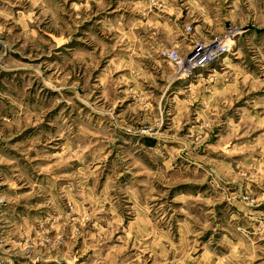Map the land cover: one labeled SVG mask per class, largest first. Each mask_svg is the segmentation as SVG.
<instances>
[{
	"label": "rangeland",
	"instance_id": "obj_1",
	"mask_svg": "<svg viewBox=\"0 0 264 264\" xmlns=\"http://www.w3.org/2000/svg\"><path fill=\"white\" fill-rule=\"evenodd\" d=\"M0 260L264 264V0H0Z\"/></svg>",
	"mask_w": 264,
	"mask_h": 264
},
{
	"label": "water",
	"instance_id": "obj_2",
	"mask_svg": "<svg viewBox=\"0 0 264 264\" xmlns=\"http://www.w3.org/2000/svg\"><path fill=\"white\" fill-rule=\"evenodd\" d=\"M256 30V32H260V31H262L261 29H255Z\"/></svg>",
	"mask_w": 264,
	"mask_h": 264
},
{
	"label": "built area",
	"instance_id": "obj_3",
	"mask_svg": "<svg viewBox=\"0 0 264 264\" xmlns=\"http://www.w3.org/2000/svg\"><path fill=\"white\" fill-rule=\"evenodd\" d=\"M0 264H2V263H1V260H0Z\"/></svg>",
	"mask_w": 264,
	"mask_h": 264
}]
</instances>
